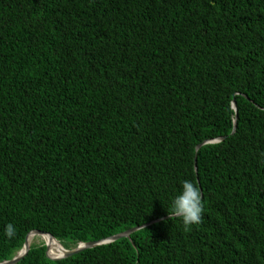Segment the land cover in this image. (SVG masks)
Masks as SVG:
<instances>
[{
    "label": "trees",
    "instance_id": "obj_1",
    "mask_svg": "<svg viewBox=\"0 0 264 264\" xmlns=\"http://www.w3.org/2000/svg\"><path fill=\"white\" fill-rule=\"evenodd\" d=\"M162 218L17 264H264V0H0V262Z\"/></svg>",
    "mask_w": 264,
    "mask_h": 264
},
{
    "label": "water",
    "instance_id": "obj_2",
    "mask_svg": "<svg viewBox=\"0 0 264 264\" xmlns=\"http://www.w3.org/2000/svg\"><path fill=\"white\" fill-rule=\"evenodd\" d=\"M233 107H234L235 110L237 109L235 101H233ZM235 129H236V125L234 126L233 131H232L231 134H234ZM225 138L226 137H221V138H218L217 140L210 141V143L220 142V141H223ZM206 143H208V142H204V143L198 145L196 147V150L200 149ZM195 170L197 171L196 159H195ZM163 219L164 218L151 221L148 224L131 228V229L125 231V232L110 236V237H108L106 239H102L100 241L79 243L76 247L71 248V249L64 248L65 249L64 255L62 257H58V258L50 257V255L48 254V246L46 245V254H47L48 258H50L51 260H61V259H65V258H70V257H72V256H74V255H76V254H78V253H80L82 251L87 250V249H92V248H95L97 246L114 243V242H116V241H118L120 239H123V238H128V239L131 240V235L133 233H135V232H137V231H139V230H141V229H143V228H145V227H147L149 225L155 224V223H157V222H159V221H161ZM33 234L34 235H40V234L49 235L50 238L55 239L51 234L45 233L43 231H39V230L32 231V232H30L27 235L23 248L19 252H17V254L11 260H6V261H3V262H0V264H17L18 262H20L28 254V252L30 250L31 244H29L28 240H29V237L31 235H33Z\"/></svg>",
    "mask_w": 264,
    "mask_h": 264
},
{
    "label": "clouds",
    "instance_id": "obj_3",
    "mask_svg": "<svg viewBox=\"0 0 264 264\" xmlns=\"http://www.w3.org/2000/svg\"><path fill=\"white\" fill-rule=\"evenodd\" d=\"M170 216L180 217L185 226L200 222L203 213V196L200 188L190 180H184L182 187L171 201Z\"/></svg>",
    "mask_w": 264,
    "mask_h": 264
},
{
    "label": "bare ground",
    "instance_id": "obj_4",
    "mask_svg": "<svg viewBox=\"0 0 264 264\" xmlns=\"http://www.w3.org/2000/svg\"><path fill=\"white\" fill-rule=\"evenodd\" d=\"M32 236H34V234L29 237V240H28L29 244H33L35 242V237L31 238ZM40 236L42 237V240L46 243V245H49L50 248L54 251V253L58 254V255L53 254L51 250L48 248V253L52 258H58L64 255L65 249L56 239H52L49 237V235H44V234ZM53 246L57 248L60 252L54 250Z\"/></svg>",
    "mask_w": 264,
    "mask_h": 264
},
{
    "label": "rangeland",
    "instance_id": "obj_5",
    "mask_svg": "<svg viewBox=\"0 0 264 264\" xmlns=\"http://www.w3.org/2000/svg\"><path fill=\"white\" fill-rule=\"evenodd\" d=\"M38 240V241H37ZM60 243V242H59ZM33 244L36 245H46V243L42 240L40 235H35V242ZM61 244V243H60Z\"/></svg>",
    "mask_w": 264,
    "mask_h": 264
}]
</instances>
